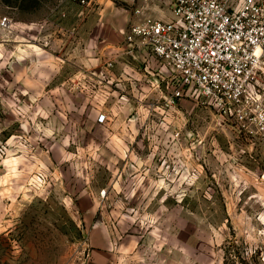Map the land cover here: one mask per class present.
<instances>
[{"label": "rangeland", "instance_id": "1", "mask_svg": "<svg viewBox=\"0 0 264 264\" xmlns=\"http://www.w3.org/2000/svg\"><path fill=\"white\" fill-rule=\"evenodd\" d=\"M135 8L0 0V264H264V132L67 63L73 15Z\"/></svg>", "mask_w": 264, "mask_h": 264}, {"label": "built area", "instance_id": "2", "mask_svg": "<svg viewBox=\"0 0 264 264\" xmlns=\"http://www.w3.org/2000/svg\"><path fill=\"white\" fill-rule=\"evenodd\" d=\"M160 1L171 20L138 7L122 34L128 46L147 48L170 70L166 106L184 97L202 99L264 132V0ZM106 121L101 114L98 122Z\"/></svg>", "mask_w": 264, "mask_h": 264}, {"label": "crops", "instance_id": "3", "mask_svg": "<svg viewBox=\"0 0 264 264\" xmlns=\"http://www.w3.org/2000/svg\"><path fill=\"white\" fill-rule=\"evenodd\" d=\"M122 1L128 5L134 4L136 8L145 7L147 13L154 18L165 21L173 18L169 7L160 0ZM115 19L104 12L73 15L71 20L74 24L67 30L70 35V41L67 42L70 45L68 49L70 59L67 63H72L81 70L80 76L77 77L79 83L82 81L81 78L86 77L87 72H90L92 79L95 78L97 81V78L104 75V70H107L112 81H126L133 85L137 81L144 86V89L158 91L159 95L166 98V92L171 89L170 70L163 66L147 48L133 49L124 42L122 32L129 24L127 15L122 19ZM48 54L51 55L50 52ZM61 62L64 65L66 60ZM51 63H53L52 59L48 64ZM51 66L55 67V65Z\"/></svg>", "mask_w": 264, "mask_h": 264}]
</instances>
